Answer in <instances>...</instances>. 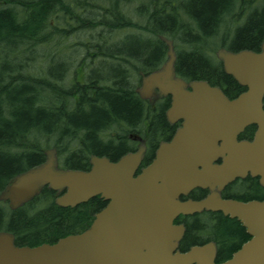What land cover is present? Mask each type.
Masks as SVG:
<instances>
[{"label": "trees", "instance_id": "trees-1", "mask_svg": "<svg viewBox=\"0 0 264 264\" xmlns=\"http://www.w3.org/2000/svg\"><path fill=\"white\" fill-rule=\"evenodd\" d=\"M227 2L0 0V192L14 176L43 163L44 151L50 147L66 152L64 168L83 171L89 169L91 155L116 161L131 151L121 136L116 142L97 136L113 126L133 128L148 119L149 109L128 77L130 71L147 74L159 68L166 49L161 36L174 43L178 77L204 80L232 92L231 78L208 55L215 48L212 41L222 38V43L229 35L202 36L216 28ZM176 12L189 19V26L178 21ZM138 21L146 22L145 29L138 27ZM131 27L154 38L128 34L113 43L115 31ZM77 34L86 37L84 43L69 42ZM231 36L230 51L257 52L264 36V3ZM128 40L142 48L124 51L121 44ZM108 60L112 65L106 66ZM149 124L153 150L165 140L168 126L162 113ZM149 161L146 158L145 163ZM55 195L44 188L14 212L0 206V232L12 233L18 246L54 243L86 230L104 206L101 199L93 198L73 209L60 208ZM209 233L221 239L226 256L244 237L243 230L225 221Z\"/></svg>", "mask_w": 264, "mask_h": 264}, {"label": "water", "instance_id": "water-1", "mask_svg": "<svg viewBox=\"0 0 264 264\" xmlns=\"http://www.w3.org/2000/svg\"><path fill=\"white\" fill-rule=\"evenodd\" d=\"M160 40L167 60L142 79L138 94L150 99L157 90L170 96L167 120H182L181 128L159 144L139 173L143 146L115 162L91 156L88 171L60 169L56 150H47L44 163L14 177L1 192L0 200L8 201L11 210L45 187L61 193L55 199L60 208H75L97 196L107 204L87 230L54 244L17 247L11 233L0 232V264H215L213 243L176 252L183 229L172 222L179 214L218 210L238 218L253 237L221 264H264V202L224 201L215 193L247 174L264 180V39L258 53H216L225 73L247 88L234 100L206 82L187 84L177 78L173 43ZM249 125L256 126L254 139L237 143L238 133ZM219 156L223 164L214 166ZM195 187L210 195L198 202L178 200Z\"/></svg>", "mask_w": 264, "mask_h": 264}, {"label": "flooded vegetation", "instance_id": "flooded-vegetation-1", "mask_svg": "<svg viewBox=\"0 0 264 264\" xmlns=\"http://www.w3.org/2000/svg\"><path fill=\"white\" fill-rule=\"evenodd\" d=\"M263 3L264 0H262V5L258 0H228L225 7V14L217 17L218 22L216 24V28L214 30H211V32L209 33L202 32L201 30L200 32H202V36L220 35L222 37V35H233L234 33H237L239 29H242L246 26V23L248 22L253 11L261 10L263 8ZM224 40H229V38H224ZM223 74L225 73L223 72ZM230 78L232 81L230 83V86L233 91L229 92L228 98L235 99L239 94L244 92L245 89L241 88L232 77ZM139 84H141V81L139 82ZM137 89L138 88L136 87V89H134V92L138 96V98L145 103V108L149 109V114L147 116L148 119L144 120L143 124L141 125L136 124V126H134L133 128L124 126V128H126V131L129 133L128 138L130 139V141L126 143V145L130 146L133 144L134 151H136L140 146H144V160H146V158L149 159L150 161L147 163L149 164L155 156V152L159 143L169 142L175 134L176 130L181 126L182 121L178 120L174 123L168 122L166 111L170 107L171 100L169 96H162L158 93V91H155L150 99H141L139 94H137ZM160 113L163 114L164 120L168 126L166 128L168 132L165 135V140H160L156 147L152 150V146L150 143L151 133L149 131V123L154 116H157ZM106 133L108 132L99 133L97 138L100 141H106L103 140L105 139V136H107V138L109 137V135H107ZM253 133V127L246 128L238 135L237 141L250 142L253 139ZM113 138L114 137L110 138V140ZM147 164L143 162L142 167L143 165L145 166ZM221 164H223V158L221 157H218L213 163L214 166H219ZM215 192L220 196L222 200H233L238 203H250L252 201L264 202V182L262 183V179L260 177L250 174H247L242 178L240 177L239 179L232 180L231 182H229V184L225 185L220 190L216 189ZM209 194V190L195 187L191 190H188L185 194H181L178 197V200L180 202H198L207 197ZM103 202L104 206L100 210H102L107 204L106 201ZM3 204L5 206H8L7 203ZM222 221L238 226L241 230H243L244 233L243 240L234 244L235 246L229 256H226L223 252L224 250L221 239H219L216 235L209 233L211 229H214V227L218 226V224L222 223ZM173 225L175 227H182L183 229L182 237L178 241V245L175 249L176 252L187 253L193 247H200L201 245L207 243H213L216 248V264L229 260L234 253L240 250L244 243L251 240V237L247 232V228L237 218H232L231 216L224 215L221 211H203L201 213L194 212L189 214H179L173 219ZM218 254H220V258H217Z\"/></svg>", "mask_w": 264, "mask_h": 264}, {"label": "rangeland", "instance_id": "rangeland-1", "mask_svg": "<svg viewBox=\"0 0 264 264\" xmlns=\"http://www.w3.org/2000/svg\"><path fill=\"white\" fill-rule=\"evenodd\" d=\"M181 2H184V0H181ZM136 4H137V3H136ZM260 4H261V3H260ZM182 10H183V9H182ZM184 13H185V12H184ZM174 14L178 15L179 13L176 12V13H174ZM136 17H137L136 15H134V16L132 17V18L134 19V21H136V19H135ZM188 20H189V19H187V18H185V17L183 18V17H181V14H179V17H178V21H179V22H180V21H183L182 23H184V24H186V25L189 26V24H188L189 21H188ZM187 21H188V22H187ZM138 24H139V25H138L139 28H141V27L143 26V29H145V24H146L145 21H142L141 23L138 21ZM138 27H131V28H129V29H121V32H117V31H115V32L113 33V35H112V36H113V39H114L113 43H115L116 41L121 40L122 37H123L124 35H128V34H140L141 36H143V37L145 38V35H143V33H144V34L148 35L150 38H154L153 35H151V34L148 33L147 31H144V30L139 29ZM85 33H86V32L83 31V32H82V35H84ZM82 35H79V34H77V35H73V36L71 37L72 40H70L69 42H70V43H74V42L84 43L86 37H83ZM231 35H232V34H231ZM231 35L228 36L229 40L224 41L225 45H224L223 47H226V48L229 47V44H231V40H232V36H231ZM220 37H221V36H220ZM75 39H76V40H75ZM219 41H220V40L216 39L215 41H212V42L218 44ZM121 45L123 46L124 51L129 52V53H132L133 51L138 50L139 48H142V47L140 46V44L137 45V44H135L132 40H128V41H126V42H123ZM64 46L67 47V44H64ZM199 47H200V46H199ZM201 47H202V46H201ZM219 48H220V46L211 49L210 51H208V55L211 56V58H214L215 60H217L216 55H215L214 53H215L216 50L219 49ZM165 52H166V50H165ZM54 56H55V53H54ZM109 61H111V60H108V61H107L106 66H107L108 64H110ZM76 62H79V61H78V58L76 59ZM100 62H101V61H100ZM108 62H109V63H108ZM95 65H96V64H95ZM104 65H105V64H104ZM110 65H112V64H110ZM101 68H102V69H101V72H103V65H102ZM75 69L78 70L79 72H81V70H79V66H78V65L75 67ZM73 70H74V68H73ZM129 73H130V75H129V77H128L129 82H130L133 86L139 87V81H140V77H141V72L135 71L134 73H132V72L130 71ZM139 73H140V77H139ZM81 74H82V72H81ZM78 78L80 79L81 77L78 75ZM80 81H81V80H80ZM80 81H79V82H80ZM106 134L109 135L108 138H107V136H105V139H103V140H106V141L110 140V138H112V137H114V138L111 139V140H112V141H115V140H116V136H122L123 139H124V141H125L126 143H128V142L130 141V139L128 138L129 133L126 131V128H124V127L113 126L112 128H110V129L108 130V133H106ZM51 144H52V142H51ZM133 147H134V146H133ZM50 148H52V147H50ZM55 150H56V154H57V157H58V160H59V165H60V167H62V166H63V158H64L65 155H67V154H66V152L63 151V149L60 151L59 148H55ZM0 206L3 207L2 204H0Z\"/></svg>", "mask_w": 264, "mask_h": 264}, {"label": "bare ground", "instance_id": "bare-ground-1", "mask_svg": "<svg viewBox=\"0 0 264 264\" xmlns=\"http://www.w3.org/2000/svg\"><path fill=\"white\" fill-rule=\"evenodd\" d=\"M60 72H61V71H60ZM62 72H63V71H62ZM62 72H61V73H62ZM58 74H59V73H58ZM94 156H95V155H94Z\"/></svg>", "mask_w": 264, "mask_h": 264}]
</instances>
